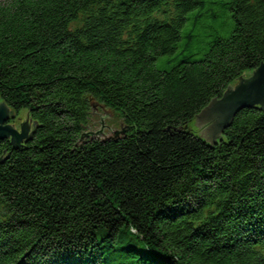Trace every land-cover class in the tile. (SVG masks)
I'll return each instance as SVG.
<instances>
[{
	"label": "trees",
	"instance_id": "trees-1",
	"mask_svg": "<svg viewBox=\"0 0 264 264\" xmlns=\"http://www.w3.org/2000/svg\"><path fill=\"white\" fill-rule=\"evenodd\" d=\"M204 3L0 0L6 124L26 105L42 124L0 140V264H264V110L212 145L189 125L264 63V0L221 1L230 33L173 56ZM94 104L123 138L79 141Z\"/></svg>",
	"mask_w": 264,
	"mask_h": 264
},
{
	"label": "water",
	"instance_id": "water-1",
	"mask_svg": "<svg viewBox=\"0 0 264 264\" xmlns=\"http://www.w3.org/2000/svg\"><path fill=\"white\" fill-rule=\"evenodd\" d=\"M240 75L233 80V83H226L221 98H209L208 104L193 116L195 127H198V130L193 132L198 137H203L210 145L217 140L221 132L229 126L233 117L241 109L257 107L264 110V63L259 61L258 68L252 69V73L242 72ZM29 110L30 107L27 105L20 107L19 115L14 123L6 124L8 118L13 116L15 111L0 101V140L11 137L10 145L20 149L19 143L31 138L34 128L41 127L42 124H37L36 120L31 119ZM101 119L103 121V118ZM103 129L104 125L97 131H83L79 141L81 142L86 138L94 139L100 134L104 136L101 139L103 141H117L123 138L126 132V128L122 124L120 129L110 130L108 135L104 133ZM4 153L5 150H3L2 155ZM2 155L0 160L3 159Z\"/></svg>",
	"mask_w": 264,
	"mask_h": 264
},
{
	"label": "rangeland",
	"instance_id": "rangeland-1",
	"mask_svg": "<svg viewBox=\"0 0 264 264\" xmlns=\"http://www.w3.org/2000/svg\"><path fill=\"white\" fill-rule=\"evenodd\" d=\"M221 1L226 0H203L205 2L203 11L196 8L188 15L186 23L180 29L181 39L177 44V49L173 56L193 55V57H200L202 49L207 47L208 42L213 37L217 35L226 36L230 33L233 23L229 17V13L219 4ZM200 11L202 13L198 19L191 18L193 13L196 14ZM168 58L166 56L159 57L155 61V67L157 69L169 68V65L166 63ZM248 73L252 72L247 71L246 74ZM93 108L92 123L87 129L88 131H97L104 125V133L108 135L110 130L120 129L121 118L113 110L96 104H94ZM101 118H103V121ZM189 125L192 128L194 127V130H198V127H195V120ZM95 138L103 139L104 136L100 134Z\"/></svg>",
	"mask_w": 264,
	"mask_h": 264
}]
</instances>
